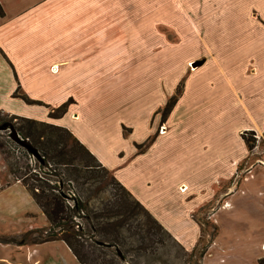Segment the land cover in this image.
I'll return each instance as SVG.
<instances>
[{
    "label": "crops",
    "instance_id": "crops-1",
    "mask_svg": "<svg viewBox=\"0 0 264 264\" xmlns=\"http://www.w3.org/2000/svg\"><path fill=\"white\" fill-rule=\"evenodd\" d=\"M253 1L0 0V111L66 127L188 252L201 235L195 215L207 211L218 230L201 264H259L264 256V165L254 164L240 180L232 177L248 155L240 131L264 130V25L254 18L251 7L244 28L234 29L232 25L243 22L223 21L228 19L221 13L222 8L232 9L237 16ZM255 11L264 19V14ZM161 21L178 33V41L186 48L192 42L194 50L200 51L199 46L210 47L200 40L219 42L207 49L200 63L215 65L210 82H203L214 91L213 107L207 103L201 117L194 116L184 130L194 145L181 152L182 162L187 161L192 170L179 176L172 171V150L158 142L172 128L175 117L180 114L185 119L191 112L180 103L189 76L200 64L184 74L181 93L166 118L171 127L154 133V141L142 151L135 144L151 137L152 130L115 149L114 136L120 134V128L114 133L107 122L108 83H118L127 67L140 65L139 44L156 40ZM222 24L225 29L218 28ZM193 25L201 30L193 31ZM236 42L241 47L229 50ZM151 48L155 43L149 46V57L157 51ZM228 52L233 53L226 59ZM126 57L137 60L126 62ZM170 72L169 68L164 71L166 79ZM155 83L151 95H161L160 103H165L172 83ZM200 85L199 91L204 90ZM133 87L131 102L147 94L141 84ZM164 89L166 93H162ZM16 90L41 104L24 102L14 96ZM67 101L61 117L49 116L53 108ZM155 109L146 111L148 122ZM165 148L171 151V160L162 156ZM27 212L34 215L33 220ZM8 215L15 221L26 216V225H17L19 233L48 225L19 181H8ZM8 247L0 242V264H81L60 239L26 241L10 251Z\"/></svg>",
    "mask_w": 264,
    "mask_h": 264
},
{
    "label": "rangeland",
    "instance_id": "rangeland-1",
    "mask_svg": "<svg viewBox=\"0 0 264 264\" xmlns=\"http://www.w3.org/2000/svg\"><path fill=\"white\" fill-rule=\"evenodd\" d=\"M251 3L252 4L249 6H247V4L245 5L246 7L244 8V12H241L239 10L237 12V16H235V12L232 9L222 8V18L228 19L223 21L227 22L230 19L238 21L241 20L243 22V25H232L234 29H236V27H247V21L249 20L250 16L249 7H251L254 8V18L257 17L260 23L264 25V19H262L261 15L259 16L255 11V9H258L262 14H264V10H262L264 0H256ZM193 26V31L196 30V32H198L201 30V28L198 29L196 25ZM218 28L225 29L223 24L218 25ZM157 32V38L154 42L153 40L140 42V65L138 67H136V63L134 65L135 67H127L126 65V72L119 74L118 83H114L113 81L108 83L109 101L107 106V122L110 125V129L114 131V133L115 131H117L118 128H120V134L118 136H114L115 149L119 145H127L128 142H133L134 140L138 141V138H142L150 130H152L153 136L154 133L160 134L162 133V130L166 131L171 127L166 121L167 117L164 119L161 116L163 111L162 109L166 102L160 103L161 95L160 97L159 95H157L156 97H154V95H151L153 93V87L156 84L155 82L162 81L163 85H168L169 83H172V92L170 93L167 91V95L165 96L168 100L172 95L175 94L176 90L182 88L183 80L185 77L184 74L186 72L194 70V68L197 67L204 59L202 55L209 52L207 51V49L215 48L214 44L219 43L218 41H214L212 39H207L206 42L200 40L199 43L208 44L210 47L201 49V47L199 46L200 51H198V49L194 50V47L192 46V44H195L190 42V44L188 45L189 47L186 48V45H181V42L178 41V33L171 26L164 24L163 21L157 23ZM153 43H155V48L151 49H157L156 55L149 57V46L150 44L153 45ZM239 44L241 43L236 42L231 48L228 49H238L241 47V45L239 46ZM137 47L138 44L137 42H135L134 52L137 50ZM152 51L153 50H151V52ZM186 53L188 54L187 56ZM193 53L195 55H192ZM232 53L233 52H228V54L225 56L226 59L228 58V55ZM136 60L137 58L126 57V62H136ZM214 66V63L212 62L207 63L205 66H203L202 63L200 64L198 70L194 74H191L189 76V87L187 89L186 95L180 103V107L183 106L184 108H186V110H190L191 112L185 116L186 120L182 119V116L180 114V118L175 117L173 120L174 122H172V128L167 131V134L161 135L162 138L158 142V145L165 147L166 144L170 148V150H172L174 154L172 171L176 176H179L187 170H192L191 166L187 168V161L182 162L184 157L181 155V152L185 148H190L189 146L194 145L191 139H189L190 143H188L189 140H187V137L189 136V134H185L184 130L188 128V125L192 124L193 119H195L193 118L194 116H196V118L201 117L199 116V114L206 110L207 103L211 104L213 102L214 91L208 89L207 85H203V82H210L213 76ZM168 68L171 72L169 77H167L166 79L164 71ZM138 83L142 85V89L145 87L142 92H146L147 94H143L140 96V99L136 98L135 100H133V102H131L132 99H134L133 86H136ZM199 84H201L200 86H202L204 90L199 91ZM163 91L166 93L165 89L162 90V93ZM154 106L156 109L149 116L150 118L148 122L147 116L145 117L146 111L151 110ZM0 116L7 120L11 119L10 114L3 113L2 111H0ZM11 120L14 123L17 122L16 119ZM4 124H8V121L3 123L0 122V242L7 244L9 246L8 251H10L13 249V246L24 245L26 241H38L47 236V234L44 232V229H46L48 225H40V227H33L32 230H28L26 232H24L25 230H23V233H19L21 232V230H16L26 225L27 219L26 216H20L19 218H17V223L15 219L9 217L8 181L21 182L20 180H16L17 177L29 178L28 176L33 173H37V175L43 176L51 180H54L55 177L51 173H48L46 169H40L36 165L33 156H25L17 148L14 147L15 145H13L10 141L12 139L9 136V129L2 128ZM156 134H154L155 137ZM240 136L242 137L244 142L246 139H249L251 148L248 149V155L246 156V158H243L238 163L239 167L237 169V173L234 174L232 180H240L245 175V172L251 170L250 168L254 164L264 165V130L262 133H258L253 130H241ZM117 137L119 139H117ZM121 137H123L124 139L121 140ZM149 139L150 137L140 143L141 145H144L142 146V150L148 145H150V143H148L147 145V141ZM168 149L165 148V150L161 153L163 154L162 156L168 155L169 159L171 160V151ZM108 155L110 157L113 156V154ZM51 168H56V165L51 163ZM10 169L14 170L15 173H11ZM8 170L10 173L11 180H8ZM26 181L27 183L33 182L31 179H28ZM84 188L85 189H83V187L80 186L76 181L64 183L63 186V190L66 194H70L72 197L80 198L83 200L88 198L89 195V191H87L86 189H93V186L87 184V186L85 185ZM115 190V187H113L112 185H108V187H106L104 191L100 192L98 196L92 194L89 197V209H92L94 211L98 210L101 207L100 202L103 199L106 200V198L110 199ZM30 213L31 212H27L25 215H27V217H30L33 220L34 215H31ZM197 215H195V218L198 217L199 220L208 218L207 211L203 213H197ZM76 218L78 219L79 223L82 222V224H84L85 228L87 227V223L82 217L76 216ZM206 225H209V223ZM61 227H55V231L60 230L59 228ZM207 233L208 235L205 234L203 236L204 239H208L214 233V228H212L211 225L207 227ZM85 242L86 246L89 245L90 247H93L91 241L87 240ZM165 247L166 248L162 247L159 249V252H161L160 254L147 257L148 260L142 258L141 264H187V256L185 254H182V251L178 247H173L171 244H167V246ZM178 249L180 250V253L182 255H179V253L177 252Z\"/></svg>",
    "mask_w": 264,
    "mask_h": 264
},
{
    "label": "trees",
    "instance_id": "trees-1",
    "mask_svg": "<svg viewBox=\"0 0 264 264\" xmlns=\"http://www.w3.org/2000/svg\"><path fill=\"white\" fill-rule=\"evenodd\" d=\"M180 93L181 88L166 101L162 109V118L168 116ZM14 96L20 97L28 104H41L40 101L19 94L17 90ZM69 101L53 108L49 116L61 117L66 112ZM10 118L16 119L17 122L1 116L0 122L8 121L20 137L33 145L42 159L34 157L36 165L55 177L51 180L33 173L28 176L29 178L16 179L21 181L48 220V227L44 229L47 236L38 241L63 240L81 264H141L142 258L148 260L147 257L160 254L159 249L166 248L167 244L178 247L182 254L187 256V264H201L202 256L217 233V226L213 225L211 220L197 219L201 226V235L197 245L190 252L185 251L113 173L105 168L66 127L17 115H10ZM154 138L155 135L150 137L147 145ZM10 141L23 155L32 157L24 148L13 140ZM245 143L248 149L251 148L249 139H246ZM135 146L141 151L144 145ZM51 163L55 164L56 168H51ZM10 172L15 173L12 169ZM28 179L33 182L27 183ZM70 181H76L83 189L87 184L93 186V189H86L89 191L88 198L83 200L73 197L72 207L68 205L67 194L63 190L64 183ZM108 185L116 188L112 197L103 199L98 210L89 209V197L92 194L98 196ZM76 216L86 221V228L82 222L79 223L78 229L75 228ZM208 223L214 228V233L208 239H204L203 236L208 235L209 225H206ZM57 226L62 227L55 231ZM87 240L91 241L93 247L85 245ZM179 249L177 252L182 255ZM258 263L264 264V256L258 259Z\"/></svg>",
    "mask_w": 264,
    "mask_h": 264
},
{
    "label": "water",
    "instance_id": "water-1",
    "mask_svg": "<svg viewBox=\"0 0 264 264\" xmlns=\"http://www.w3.org/2000/svg\"><path fill=\"white\" fill-rule=\"evenodd\" d=\"M2 128H8L10 131L9 136L16 144L24 148L28 153H30L36 159L42 160L37 149L27 139L20 137L17 131L10 123L4 124Z\"/></svg>",
    "mask_w": 264,
    "mask_h": 264
},
{
    "label": "built area",
    "instance_id": "built-area-1",
    "mask_svg": "<svg viewBox=\"0 0 264 264\" xmlns=\"http://www.w3.org/2000/svg\"><path fill=\"white\" fill-rule=\"evenodd\" d=\"M67 203L68 205H70L71 207L73 206V202H72V196L70 194H67ZM74 220L76 222L75 224V228L78 229L79 228V222H78V219L76 217H74ZM262 248L264 249V243L262 244Z\"/></svg>",
    "mask_w": 264,
    "mask_h": 264
},
{
    "label": "bare ground",
    "instance_id": "bare-ground-1",
    "mask_svg": "<svg viewBox=\"0 0 264 264\" xmlns=\"http://www.w3.org/2000/svg\"><path fill=\"white\" fill-rule=\"evenodd\" d=\"M181 190H183V191H184V190H186V189H185V187H184V188H182Z\"/></svg>",
    "mask_w": 264,
    "mask_h": 264
}]
</instances>
